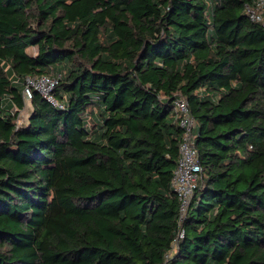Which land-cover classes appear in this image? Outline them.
<instances>
[{
    "label": "trees",
    "instance_id": "16d2710c",
    "mask_svg": "<svg viewBox=\"0 0 264 264\" xmlns=\"http://www.w3.org/2000/svg\"><path fill=\"white\" fill-rule=\"evenodd\" d=\"M255 2L0 0V264H264ZM34 75L57 104L34 91L20 124ZM179 98L202 167L182 220Z\"/></svg>",
    "mask_w": 264,
    "mask_h": 264
},
{
    "label": "built area",
    "instance_id": "2783aa9c",
    "mask_svg": "<svg viewBox=\"0 0 264 264\" xmlns=\"http://www.w3.org/2000/svg\"><path fill=\"white\" fill-rule=\"evenodd\" d=\"M245 9L252 20H263L264 0H256L253 5L247 4ZM58 78L59 75L26 76L23 80L22 90L25 101H31L34 91H38L49 101L57 104L53 91L58 84ZM175 112L179 118V124L184 129L179 148L180 156L172 178V186L180 201V220H182L198 185L202 167L196 148V123L190 112L188 102L183 98L175 100ZM183 235L182 230L178 238L175 239L174 246Z\"/></svg>",
    "mask_w": 264,
    "mask_h": 264
},
{
    "label": "rangeland",
    "instance_id": "374dc122",
    "mask_svg": "<svg viewBox=\"0 0 264 264\" xmlns=\"http://www.w3.org/2000/svg\"><path fill=\"white\" fill-rule=\"evenodd\" d=\"M26 102H27L28 105H27V107L25 109H23L21 111L20 118H19V123L20 124L24 123L27 120V118H28V116L30 114L31 101H26Z\"/></svg>",
    "mask_w": 264,
    "mask_h": 264
},
{
    "label": "crops",
    "instance_id": "0c3cea01",
    "mask_svg": "<svg viewBox=\"0 0 264 264\" xmlns=\"http://www.w3.org/2000/svg\"><path fill=\"white\" fill-rule=\"evenodd\" d=\"M31 50L34 51V48H31ZM27 105H28V104H27V102H26V104H25V108L27 107ZM25 108H24V109H25ZM31 111H32V104H31V108H30V113H31Z\"/></svg>",
    "mask_w": 264,
    "mask_h": 264
}]
</instances>
